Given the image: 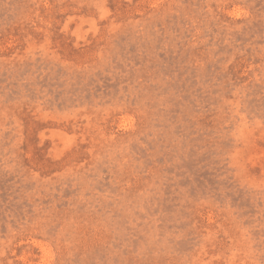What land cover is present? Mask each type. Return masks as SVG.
I'll use <instances>...</instances> for the list:
<instances>
[{
    "label": "rangeland",
    "instance_id": "374dc122",
    "mask_svg": "<svg viewBox=\"0 0 264 264\" xmlns=\"http://www.w3.org/2000/svg\"><path fill=\"white\" fill-rule=\"evenodd\" d=\"M0 264H264V0H0Z\"/></svg>",
    "mask_w": 264,
    "mask_h": 264
}]
</instances>
